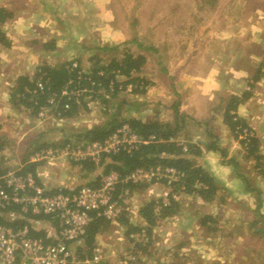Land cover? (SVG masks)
I'll return each instance as SVG.
<instances>
[{"label":"crops","instance_id":"1","mask_svg":"<svg viewBox=\"0 0 264 264\" xmlns=\"http://www.w3.org/2000/svg\"><path fill=\"white\" fill-rule=\"evenodd\" d=\"M110 2L111 0H0V7L6 8L12 14V17L6 22L0 23V28L10 41L9 46L0 43V124L5 122L7 129L9 131L11 129L15 142L23 145L27 142L21 123L23 122V114L27 113L28 109L24 108L23 104H17L13 100L15 98L13 93L17 89L19 79L27 77L32 80L35 70L41 65L56 66L70 60L80 61L81 64H84V57L89 54L88 57L91 59L90 56H94L98 50L97 47L104 44H114L118 48H122L125 46L123 43L130 41L123 31H127V29L120 26L117 14ZM146 2L147 0H144L141 6H145ZM250 14L249 12L246 15L243 14L241 23L245 24H242L239 27L240 30L233 33L236 41L231 42V45H225L223 51H220V46L225 44L227 36L212 37L210 34L207 38L202 39L198 31L196 36L191 37L189 41H180L182 42V51L174 63L169 53L165 52L166 49H169L168 46L161 48L155 42L147 43L143 48L158 50L160 56H157V60L151 65L149 71L142 73L151 84L146 87L147 90L140 99L136 98L143 100V107H158L160 113L162 107H168L172 111V119L170 120L161 119L160 121L157 118H147V120L161 123L172 122L175 115L174 107H177L180 113L188 116L185 118L184 128L179 134V139L183 142L195 143L203 149L202 159H205V162L202 159L197 162L207 168L222 185L211 202L218 208V205H223L226 203V199H230L227 196L240 195L245 198L246 208L253 214L252 220L249 222L250 226L257 227L264 221V183H262L264 182V174L258 173L262 176L260 178L258 174L257 176L251 174L255 179L252 181L250 173L243 170V164L248 161L252 164L253 171L264 169V84H262L263 76L256 81L253 78L257 68L264 63V22L261 17L256 16L254 19L252 18L254 15ZM249 24L252 26L246 27ZM229 32H231L229 28L224 26L223 33ZM245 35L247 38L244 37ZM247 39L252 40L259 48H262H258L259 50L255 53L252 51V47H243L241 43ZM132 41L138 43L135 38ZM240 41L242 42L240 43ZM77 42L79 45L76 47L73 43ZM199 46L202 47L199 48ZM203 47L206 50L202 54ZM213 47L216 49L213 50ZM213 54H218L217 59L213 61L210 69L204 74H200L198 61L208 60L205 58L206 56H210L212 59L211 55ZM143 55L146 58L144 70L149 58L147 55ZM234 98L241 99V102L236 105V109L230 112L233 115V121L240 119L246 124L236 123L232 128L224 119V108L228 107L229 102ZM79 115L64 118L59 124L76 120ZM32 117L35 115L28 111L27 120L33 119ZM216 119L219 120L218 123ZM189 120L193 122L192 125L203 131L194 127L195 130L189 134L187 129ZM213 122L215 127L211 125ZM94 124L98 123L95 122ZM88 127L90 128L91 125ZM32 128L35 129L34 126ZM243 128L254 131V135L250 139L256 137V149L250 155H248L247 148L242 144L245 139L240 137ZM209 132L216 135L218 139H214L217 140V143L227 149V159L232 158L238 162L237 167L222 163V157L218 152L205 149L206 144L213 140ZM33 140V138L30 140L31 144ZM67 142L69 140L62 144H54V146L58 147ZM31 156L28 160H26L28 155L24 158L19 157V162H23V164L18 168L22 169L25 162H32ZM67 161L55 159L51 162L35 161V163H39L36 171L39 184L52 191L59 188L76 189L82 185H88L98 175L96 171L86 175V171L80 169L78 174L86 177L87 182L80 184L76 183L78 181L72 175L73 172L69 173L66 170L64 180L59 181L57 177L54 178L55 176L51 174L53 171L50 168L65 165ZM68 162L72 163L71 161ZM2 170L5 169H0V173L3 172ZM258 178L260 181H256ZM146 185L155 186L156 189H159L157 191L153 189L151 195V200H155V202L156 199L162 200L171 193L169 188L161 183ZM132 191L134 193L132 195L133 201L136 202L137 192L133 189ZM181 193L184 194L180 191ZM193 194H197L202 199L196 190L187 195ZM172 195H174L177 212L170 217L160 219L152 228V235L157 229H159V233H167L165 236L159 234L162 236L160 237L161 240L159 238L156 240L167 243L164 246L165 251L162 258L159 259L158 257V261H153L158 262V264H176L165 254L171 248V244L178 242L174 233L180 225V218L176 216L180 213L178 209L181 208L180 205L182 206V204L177 197L178 192H174ZM256 197L259 198L258 201ZM168 199L170 201L169 195ZM151 200L149 199L147 202ZM203 202L208 203L205 200ZM146 203H143L142 206ZM138 206L139 211L137 213L135 211L134 214L121 215L126 216V223L121 224L120 216V219L118 218L116 222H110L108 227L96 236L95 246L101 247L104 264H119L122 255L127 251L139 254L137 261L130 264H150L147 262L152 261L151 252L148 251L147 255L146 250H142V248L137 252L134 247L136 244L129 237L131 232L137 230L136 228L143 225L148 228L146 221L140 216L142 206L139 204ZM19 209L20 207L14 206L2 212L1 215L10 223L24 221L23 227L28 226L29 234L30 230L44 234L33 237H43L50 241L57 238L59 229L57 219L46 215L43 217L36 216L41 214H21ZM29 214L34 217L27 216ZM172 227H176V229L172 230ZM71 245L76 253L89 254L84 241L80 244L72 243ZM182 249L185 250L186 248ZM209 252L211 249L203 256H208ZM141 259L142 261H140ZM16 264L28 263L18 260Z\"/></svg>","mask_w":264,"mask_h":264},{"label":"rangeland","instance_id":"2","mask_svg":"<svg viewBox=\"0 0 264 264\" xmlns=\"http://www.w3.org/2000/svg\"><path fill=\"white\" fill-rule=\"evenodd\" d=\"M143 2L144 0H111V7L117 14L120 26L127 29L128 32L123 31L126 37H129L131 43L127 41L123 43L124 47L112 51L98 49L94 56H90L92 57L91 59H89V54H87L88 56L84 57V64H81L84 70H88L91 67L94 57L100 56V59L108 62L112 56L121 58L124 50H130L135 55L143 53L148 56L149 62L143 70L144 73L150 70L151 65L157 60V56H160V51L158 50L143 48L149 42H155L161 48L168 46L169 49H166L165 52L169 53L174 63L180 57L182 51V42L180 41H189L191 37L196 36L197 31L202 39L207 38L210 34H212V37L227 36L225 44L220 46V51H223L225 45H231V42L236 41L233 33L240 30L239 27L245 24L241 23L243 14L246 15L249 12L251 13L250 15H254L252 18L255 19L256 16H259L264 22V0H147V4L141 6ZM224 26H227L231 32L223 33ZM250 26L252 25L249 24L246 27ZM244 37L247 38L246 35ZM134 38L136 41L138 40V43L132 41ZM236 39L238 38L236 37ZM241 44L246 48L252 47V51L255 53L262 48H259L250 39L243 41ZM73 45L77 47L79 43H73ZM201 47L199 46V48ZM215 49L213 47V50ZM205 50L203 47L201 53L203 54ZM211 56L213 57L212 59L210 56H206L205 58L208 60L198 61L200 74H204L210 69L218 54ZM261 70H264V63L261 66ZM262 80V84H264V76ZM136 97L140 99L142 95H135L127 88L119 93L118 98L121 102L120 104H122L120 112L123 115L135 116L146 120L147 118H157L160 121L161 119H172V111L168 107L160 108L162 109L160 113L158 107H143V100H137ZM91 100L88 103V107H80L79 114L81 116L79 115L78 119L67 121L63 124L54 123L52 120L40 121L38 117H32L33 119L28 121V111L31 112L28 109L27 113L23 114V122L21 123L23 134L26 136L27 141L24 145L15 142L11 129L10 131L7 129L5 122L4 124L1 123L0 145L2 149L0 150V169H19L18 167L23 164V162H19V157H27L37 145L62 144L67 137L70 138L69 140L74 141L76 137H70L74 132L72 129L76 130L89 125L92 126L95 122H102L107 107H102L99 96L97 99L93 98ZM115 107H111L107 113H113ZM218 121L216 119L217 123ZM191 123L193 122L189 120L187 128L189 134L195 128L199 129V127ZM211 125L215 127L214 122ZM33 126L35 129L32 128ZM199 130L203 131L202 129ZM32 138L34 140L31 144L30 140ZM202 160L205 162V159ZM243 167V170L250 173L252 181H255L251 174L257 176L260 170L253 171V166L248 161L244 162ZM50 169L53 171L51 174L55 176L54 178L57 177L59 181L64 180V174L67 170L69 173L73 172L72 175L78 181L76 183H87L86 177L78 174L81 167L75 166L68 161L65 165L53 166ZM96 173L98 175L102 174L101 167L97 169ZM220 173L223 172L220 171ZM260 174H258L259 178L262 177ZM259 178L256 181H260ZM143 186L135 189L137 192L135 200L140 206L149 199L151 200L153 189L155 191L159 190L155 186ZM177 197L182 204V206L180 205L181 208L178 209L180 213L176 216L180 218V225L174 233V237L178 239V242L171 244V248L165 253L169 259L175 261L176 264H264V221L257 227L250 226L249 222L252 220L253 214L246 208L247 204L245 205V203L247 202L245 198L240 195L227 196L230 199H226V203L218 205V208H216V205L214 206L211 202L212 200L204 203L197 194L187 195L179 193ZM256 200L258 201L259 198L256 197ZM205 217L209 218L205 219V224H202ZM171 229L175 230L176 227ZM158 231L159 229L151 235L148 243H134L136 244L134 247L137 252H139L140 248L142 250L145 249L147 255L148 251L151 252L152 261L147 262L150 264H155L156 262L153 261H158V257L159 259L162 258L165 251L164 246L167 245V243L162 241H156L157 238L161 240L160 237L162 236L159 234L167 235L166 232L159 233ZM139 244L141 245L138 246ZM182 248L186 249L183 250ZM209 249H211L209 257L207 255L203 256L204 253H208ZM78 255L81 257L84 254Z\"/></svg>","mask_w":264,"mask_h":264},{"label":"built area","instance_id":"3","mask_svg":"<svg viewBox=\"0 0 264 264\" xmlns=\"http://www.w3.org/2000/svg\"><path fill=\"white\" fill-rule=\"evenodd\" d=\"M77 62L73 63L76 66ZM33 86L26 87L25 91L19 94H29L35 101L39 92L44 91L45 81L40 69L37 68L32 77ZM127 89H131L128 86ZM93 90L86 88L63 87L59 93L50 94L46 103L37 117L40 121L52 120L60 123L65 117L61 116L62 110L70 109L65 102L61 107L63 98L70 99L71 96L86 95L93 99ZM37 103V102H35ZM254 135L253 130L241 129L240 137L246 143ZM155 134L144 136L137 133L129 124H123L117 128L109 137L103 141L76 142L69 141L58 147H46L36 151L31 156V161L68 160V161H99L103 155H113L119 152L130 153L139 148L157 141ZM187 150V147H184ZM19 169L6 170L0 174V214L14 206L20 207L21 214H44L58 220V236L50 241L43 237H33L29 234L28 226L14 228L11 225L0 223V264H16L22 260L28 264H104L101 247L94 246L92 252L79 256L72 248L73 244H80L84 241L88 225L95 216H104L110 222H116L123 214H134L139 211V206L133 201V191L125 187L117 195L119 186L128 184L146 185L161 183L170 190L176 183L185 177L184 171L170 165H152L149 167H136L129 172L121 173L111 171L102 175L99 186L82 185L78 188H59L56 191L47 189L39 184L37 176L28 172L22 174ZM197 188H203V183L197 182ZM168 195L162 200L156 199V210L168 206L170 201ZM174 196V195H172ZM133 243L146 244L150 241L147 228L141 226L129 234ZM139 254L125 252L119 264H130L135 262Z\"/></svg>","mask_w":264,"mask_h":264},{"label":"trees","instance_id":"4","mask_svg":"<svg viewBox=\"0 0 264 264\" xmlns=\"http://www.w3.org/2000/svg\"><path fill=\"white\" fill-rule=\"evenodd\" d=\"M11 17L12 14L7 11L6 8L0 7V23L6 22V20ZM0 43L4 46L10 45L9 39L6 37L5 32L1 28ZM97 48L104 51H112L118 47L114 44H104ZM92 61L91 67H89L88 70H84L82 68L80 61H77V65L73 66V63L76 62L73 60L66 61L56 66L41 65L38 68L40 69V73L43 75L45 81L44 91L38 93L35 97V101L31 99L29 94H24V98L19 97L18 95L24 92L26 87L31 88L34 84L33 80L23 77L19 79L17 89L13 93V96L15 97L13 100L16 101L17 104H23L25 106L24 108L30 109L31 114L37 117L38 112L42 106L45 105L46 99L50 94H60L63 87L66 85L70 88H86L87 90H93L96 92L93 93V98L97 99L99 96V100L102 102V107H107V109L104 113L105 117L102 122L94 124L90 128L83 127L76 130L72 129L74 132L70 135V137H76V142L103 141L123 124H129L135 132L144 136L155 134L159 140L146 145H141L139 148L130 153L122 151L113 155H103L99 161H93L90 159L78 162L71 161L73 165L80 166L81 170L86 171V175L89 172L97 171V169L101 167L102 174L97 175L94 180L88 184L91 186H99L102 175L111 171L126 173L140 166L149 167L152 165L162 164L174 166L181 171H184L185 177L181 182L176 183L173 186L172 191L169 194L171 201L170 205L162 207L159 211H157L155 208V200H151L141 207L140 216L146 221L148 225H146V227H148L147 230L150 234L149 236H151L152 228L160 219L170 217L177 212L175 200L172 196L174 192L180 193V191H182L188 194L196 190L203 200L211 201L218 194L220 188H222L221 182L218 181V179L215 178L207 168L197 162L202 159L203 149L195 143L180 141L179 134L183 130L185 118L188 116L180 113L177 107H174L175 115L172 122L164 123L154 120H143L142 118L135 116H125L120 112V108H122V104H120L121 102L118 98L120 92L128 88V86H131L132 93L135 95H143L147 90L145 86H150L151 84V82L142 75L143 66L146 62V58L143 54L135 55L130 50H124L121 58L112 56L111 59L106 62L103 61V59H100V56H97V58L94 57ZM262 76H264V70L262 71L261 66H259L254 73L253 78L256 81ZM86 95H80L79 97L71 96L70 99L63 98L61 107H63V104L67 102L70 109L66 111L62 110L61 116L70 118L79 115L80 107L86 108L88 107V103L92 101L91 99H87L88 96ZM240 102L241 99L234 98L229 102L228 107L224 108V119L232 128L236 125V123H241L242 125L246 124L241 122L240 119H238L239 121H233V115L230 114L231 110L236 109V105ZM111 107H115V111L113 113H107ZM209 134L213 140L206 144L205 149L208 151L218 152L222 157V163L237 167L238 162H235L232 158L227 159V149L217 143V136L212 132H209ZM69 139L70 138L67 137L66 141ZM256 143V137H253L247 143L246 140L242 141L243 146H245L249 152L248 155L252 154V151L256 149ZM46 147L50 146L47 144L37 145L30 151L26 160H28L29 157L35 153V151ZM51 147L55 146L52 145ZM184 147H187V150H184ZM1 149L2 147L0 146V150ZM38 165L39 163L35 162H25L20 172L22 174L32 172L35 176H37L36 171ZM5 170L2 171L5 172ZM260 172L264 174V169L260 170ZM197 182L203 183L205 187H195ZM125 187L135 190L144 186L133 184L119 186L117 195L122 192ZM27 216L32 217L33 215L29 214ZM36 216L43 217L44 214ZM94 216L95 218L88 225L84 237L85 247H87L89 254L92 252V249L96 244V236L110 224V221L106 217L96 216L95 213ZM120 218L121 224L127 222L126 216H121ZM208 218L209 217H205L204 222L202 223L205 224V219ZM0 223L11 225L14 228H21L25 225L24 221L10 223L1 214ZM30 235L39 236L44 234L30 230Z\"/></svg>","mask_w":264,"mask_h":264}]
</instances>
